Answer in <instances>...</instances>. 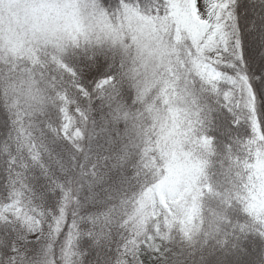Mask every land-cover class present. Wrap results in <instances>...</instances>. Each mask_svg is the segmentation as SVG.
Segmentation results:
<instances>
[{
  "label": "snow or ice",
  "instance_id": "obj_1",
  "mask_svg": "<svg viewBox=\"0 0 264 264\" xmlns=\"http://www.w3.org/2000/svg\"><path fill=\"white\" fill-rule=\"evenodd\" d=\"M0 264H264V0H0Z\"/></svg>",
  "mask_w": 264,
  "mask_h": 264
}]
</instances>
